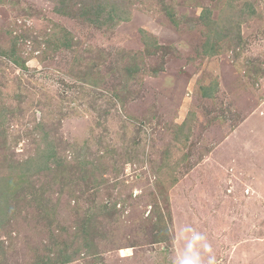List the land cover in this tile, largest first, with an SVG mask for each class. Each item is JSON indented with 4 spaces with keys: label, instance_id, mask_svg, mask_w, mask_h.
<instances>
[{
    "label": "rangeland",
    "instance_id": "rangeland-1",
    "mask_svg": "<svg viewBox=\"0 0 264 264\" xmlns=\"http://www.w3.org/2000/svg\"><path fill=\"white\" fill-rule=\"evenodd\" d=\"M60 1L0 0V264H264V0Z\"/></svg>",
    "mask_w": 264,
    "mask_h": 264
},
{
    "label": "trees",
    "instance_id": "trees-1",
    "mask_svg": "<svg viewBox=\"0 0 264 264\" xmlns=\"http://www.w3.org/2000/svg\"><path fill=\"white\" fill-rule=\"evenodd\" d=\"M73 1H75V3H77L79 6L74 13L67 11V9L63 6L64 0L60 1L59 4L55 5V7H54L55 12L58 14L64 15V16H70L71 18L83 19L85 22H87L89 24L91 23L93 25H100V26H102L103 22H105V21H113V23H114V22H117L120 20H125L128 18V15H127L128 12L116 0H73ZM15 47H16L15 42L11 41V45L9 46L8 49H6V50L3 49L2 51H0L1 55H9L10 58L13 60V62H16L17 64L24 65V63L20 62L19 58L16 56L18 54L16 53ZM88 76L83 75L81 78H82V80L87 81V79L91 78ZM49 149L50 148L47 147V151H46L45 155H43V157H45L47 154H49V151H48ZM50 156L51 157L54 156V152H50ZM6 186L8 187V183L6 184ZM3 194H5V192L0 189V198L1 199L4 196ZM4 201L5 200H3V202ZM99 206H101V208H103L102 210L107 211V209H104L105 208L104 204L99 203L97 201L96 208H93L94 210L90 211L91 212V214H89L90 220L93 217L92 214H94L96 212V209ZM89 219H87V220L89 221ZM94 221H95V219H94ZM85 246L92 247L91 244H89V243H86ZM66 254H67V252L64 253V255H62V257L58 259V261H57V258L52 259L50 257H47L48 263H45V264H57V262L58 263L66 262L69 259V257L66 256Z\"/></svg>",
    "mask_w": 264,
    "mask_h": 264
},
{
    "label": "clouds",
    "instance_id": "clouds-1",
    "mask_svg": "<svg viewBox=\"0 0 264 264\" xmlns=\"http://www.w3.org/2000/svg\"><path fill=\"white\" fill-rule=\"evenodd\" d=\"M199 240H200V238L197 237V238L195 239L194 243H195V242H198ZM204 248H205V250H207V251H211V250H212L207 244L204 245ZM182 264H194V262H193V260H192L191 258H189V257H185V259L182 261ZM209 264H217V262H216V258H215L214 255H213L212 259L210 260Z\"/></svg>",
    "mask_w": 264,
    "mask_h": 264
}]
</instances>
